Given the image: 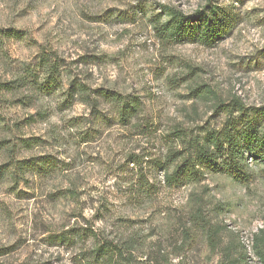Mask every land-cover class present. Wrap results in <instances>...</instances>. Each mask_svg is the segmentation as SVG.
<instances>
[{"label":"rangeland","instance_id":"obj_1","mask_svg":"<svg viewBox=\"0 0 264 264\" xmlns=\"http://www.w3.org/2000/svg\"><path fill=\"white\" fill-rule=\"evenodd\" d=\"M206 6L230 18L214 46L156 36L163 10ZM112 94L138 115L120 122ZM236 97L264 105V0H0V264H97L98 243L128 264H264L263 164L244 183L163 178L180 136L219 131Z\"/></svg>","mask_w":264,"mask_h":264},{"label":"trees","instance_id":"obj_2","mask_svg":"<svg viewBox=\"0 0 264 264\" xmlns=\"http://www.w3.org/2000/svg\"><path fill=\"white\" fill-rule=\"evenodd\" d=\"M163 17H165L164 20H162ZM229 26L230 18L221 7L206 6L203 10L189 16L168 8L163 10L155 20L154 31L161 41L174 44L195 43L212 47L223 39ZM45 65L49 73L51 71L54 73L55 65H49L48 61ZM53 73H50L46 79L49 85L54 84ZM204 91L209 92L207 87H201L193 90L192 94L197 96ZM82 92L86 94L85 91ZM108 99L112 101L115 117L120 122H130L140 111L139 102L135 98L127 99V96L112 94ZM224 113L226 114L225 124L219 131L206 132L202 137L187 138L185 134L180 136L186 152L175 151L169 155L171 163L176 162V164L171 173H164L166 186L173 188L185 183L199 184L207 174H225L234 181L244 183L248 180V174L245 171L248 158L264 165V105L258 108H246L242 100L236 97L232 99L231 105L224 107ZM89 136L91 135H86L88 140L91 139ZM42 161V159L37 161L40 171L34 169V172L39 173V177L47 173L52 174V168L42 173L47 166ZM130 161L133 165L142 164L140 161L135 162L134 157ZM157 168L161 171L167 169L159 162ZM142 183L141 180L137 183V189L143 190L138 193L139 198L148 197L151 194L144 191L146 187ZM133 184L132 188L136 189V185ZM129 257L131 255L123 246L119 248L108 243L102 245L98 243L92 249L89 258L97 264L98 262L128 264Z\"/></svg>","mask_w":264,"mask_h":264}]
</instances>
